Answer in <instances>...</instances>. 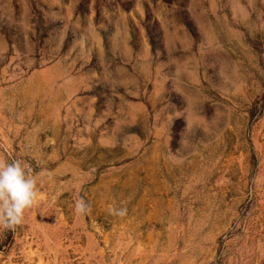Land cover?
<instances>
[{
  "label": "rangeland",
  "instance_id": "obj_1",
  "mask_svg": "<svg viewBox=\"0 0 264 264\" xmlns=\"http://www.w3.org/2000/svg\"><path fill=\"white\" fill-rule=\"evenodd\" d=\"M0 158V264H264V0H0Z\"/></svg>",
  "mask_w": 264,
  "mask_h": 264
},
{
  "label": "clouds",
  "instance_id": "obj_2",
  "mask_svg": "<svg viewBox=\"0 0 264 264\" xmlns=\"http://www.w3.org/2000/svg\"><path fill=\"white\" fill-rule=\"evenodd\" d=\"M38 180L32 168L21 161L0 158V228L14 231L23 223L26 210L31 209L36 202ZM108 211L119 217L127 215L126 207H110ZM75 212L79 215L89 214L90 203L83 198L78 199Z\"/></svg>",
  "mask_w": 264,
  "mask_h": 264
}]
</instances>
